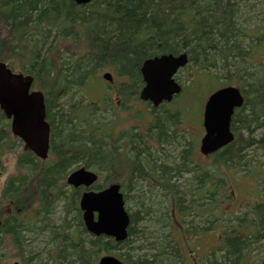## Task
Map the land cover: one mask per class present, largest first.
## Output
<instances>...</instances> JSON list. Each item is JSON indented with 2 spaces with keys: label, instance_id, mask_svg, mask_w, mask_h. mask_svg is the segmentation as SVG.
I'll return each instance as SVG.
<instances>
[{
  "label": "trees",
  "instance_id": "obj_1",
  "mask_svg": "<svg viewBox=\"0 0 264 264\" xmlns=\"http://www.w3.org/2000/svg\"><path fill=\"white\" fill-rule=\"evenodd\" d=\"M250 1L94 0L77 6L73 0H0V61L34 78V87L44 95L50 126L49 156L42 162L18 150L21 142L11 136L0 111V170L4 157L14 154L16 159V173L6 179L1 192L10 213L0 203V246H11L22 264H96L104 254L124 264H183L182 249L167 240L173 228L177 232L182 227L185 241L199 229L221 232L220 245L206 264H264V257L258 263L253 260L255 246H264V185L262 201L240 215L231 212L226 199H232L229 178L236 171H249L242 162L245 151L261 147L256 133L264 141V70L244 75L245 60L253 55L244 49V9ZM258 35L252 50L264 49V24ZM180 53L204 73L222 74L219 88L235 80L243 96V106L231 120L234 141L211 155L209 164L198 163L193 147L184 146L176 134V115L162 111L145 135L131 129L114 136L113 120L102 118L85 96L71 102L73 93L84 95L85 87L105 68L128 81L121 85V96L135 97L142 84L143 60ZM105 106L112 108V102L106 100ZM152 136L160 158L152 154ZM80 166L103 177L93 190L119 183L127 205L129 190L136 193V210L126 206L130 223L125 241L115 243L85 230L78 209L81 190L69 191L65 184L68 174ZM184 175L189 178L181 190ZM145 182H152L161 198L150 201L152 190ZM225 188L230 196L221 193ZM223 201L229 213H222ZM59 203L63 218L54 226L50 217ZM195 218L205 226H192ZM224 222L229 224L222 226ZM46 229L51 234L46 231L50 238L45 242L52 248L39 258L33 243Z\"/></svg>",
  "mask_w": 264,
  "mask_h": 264
},
{
  "label": "rangeland",
  "instance_id": "obj_2",
  "mask_svg": "<svg viewBox=\"0 0 264 264\" xmlns=\"http://www.w3.org/2000/svg\"><path fill=\"white\" fill-rule=\"evenodd\" d=\"M245 10L244 14V22L245 28L248 29L246 31V37H244V49L245 52H253L255 54V58L247 59L245 60L248 63L244 64V75L248 73L249 75H254L259 72L260 69H263L262 66H264V49L260 50L259 48H256L255 51L252 50L253 43H255L258 35V28L261 26L264 20V0H251L249 3V6ZM250 31H254V33H250ZM250 33V34H249ZM249 34V35H247ZM109 69L105 68L102 71H100L99 75L89 82V84L85 87L82 95L79 91L73 93V98L71 100L72 103H77L81 100L82 97L86 99L87 102L93 104L94 106H97L98 109H103V103H100V100L103 98L108 99L111 96L112 93V101L115 103L117 101V96L115 93V89L117 85L119 84V80L114 78V82L112 84L106 83L102 79V74L105 72H108ZM212 73V75H210ZM210 73H204L203 71H200V67L198 65L187 67L185 70H183L178 75L179 82L184 87V92L187 90V93H182L181 95H184L183 97H180L177 99L175 105L185 106L183 109V116L184 120L187 121L185 124V128L189 130V134L187 136L186 133H184V130L177 128V135L181 137V140L188 149L193 147L194 154L198 156L199 161H202L205 164H209L211 159L204 160L200 157L198 153V145H199V139L203 135V129L202 126L200 127L202 122V115H201V109L203 107V104L205 102L206 97L209 95V93L213 92L219 84H222L219 80L222 74L213 73L212 70ZM206 76V77H205ZM209 79H212L213 81L210 82ZM236 81H232L231 84L235 85ZM34 90H38L37 88L33 87ZM110 91L109 93L105 91ZM193 89V91H192ZM250 88H247L249 91ZM188 91H192L190 94H188ZM137 101V100H135ZM133 100L132 105L134 106V114L133 112L131 115H128L126 112L127 119H121L118 118V121L121 123V127H129L133 124H137L141 129H144L151 120L150 111L145 105H141ZM93 108V107H92ZM169 108L172 111L174 110L172 107L166 106V109L169 110ZM179 107L175 106V109H178ZM117 112V111H116ZM101 115H103L105 118L112 120L113 119V111L112 108H107V112H100ZM120 115V114H119ZM137 117V118H136ZM201 120V121H200ZM115 124V123H114ZM113 129H118V125H113ZM136 126V125H133ZM132 126V127H133ZM120 127V128H121ZM202 129V130H201ZM242 137H246L247 134L242 131L240 133ZM263 136L256 133L255 138L259 140L260 144L259 148L255 149V147H252L245 151L244 155L245 157L242 158V162L246 164V169L249 168L248 172H234L233 177L231 178L232 181H230V188L232 189V194L228 191V188L224 189L221 193L227 194L230 196V194L233 196V200L230 202L228 198H226L228 201L227 203L228 208L231 210L232 213L237 215H240L241 212H244V207L247 208L251 205L252 202L257 203L262 201L261 197V189L262 185H264V141ZM181 143V144H182ZM182 144V145H183ZM190 145V146H189ZM160 149V148H159ZM158 149V150H159ZM153 155L156 154L160 158L161 153L159 154L158 151L153 150ZM163 161V160H161ZM244 168V165H243ZM16 173V159L14 154H9L3 159V168L0 170V203L5 206V210L8 211L7 214L10 213L9 206H7V202H4L1 199V192L3 189V186L5 184V180L12 175H15ZM250 174V175H249ZM244 175L243 177H240ZM118 175L116 176V178ZM188 175H184L182 179H180L179 184L181 185V190L183 185H185L186 179H188ZM230 179V178H229ZM101 180V177H100ZM122 181V177H118V182ZM101 182V181H99ZM148 187V189L152 190L153 196L150 198V201H155L154 198L158 196V191L156 189H153L152 182L144 183ZM70 188L68 187V190ZM147 190V189H144ZM70 191V190H69ZM129 193L130 201L129 205L126 204L127 207H129V210L134 211L136 210V193L133 192L132 189ZM145 195L147 196V191H143ZM230 193V194H229ZM161 198V197H157ZM166 199L163 198L162 202H165ZM222 202V200L220 199ZM257 201V202H256ZM225 201H223L221 210L222 213H229L228 208L225 207L227 204ZM63 203H59L57 206H55L53 210V214L50 217V223L54 226L58 225L62 221V208ZM75 213L72 211L70 214H68L69 222H72L74 218ZM192 217H187V221L191 220ZM46 223V222H45ZM222 226L225 224H229L228 222L221 223ZM38 225V224H37ZM192 226H198V228H203L205 224H200L199 221L195 218V220L192 223ZM184 227V226H183ZM173 228V227H172ZM225 228V226H224ZM176 228H173L171 230L170 236L167 240H172L174 244L179 246L182 249L183 253V264H206L208 262L209 254L212 251H216L219 246V232L218 230H211V231H201L198 230V234L194 237L192 236V239H189L188 241H185L182 237L183 229L182 227H178L179 231H175ZM220 229H223L222 227ZM46 229L45 231L40 232L39 236L34 240L33 247L36 249V256L39 258H42V256H45V251H49L52 248V244L48 241L50 236L46 235ZM51 230L49 229L47 232L48 234ZM169 233V228L166 230V234ZM45 234V235H44ZM121 252H126V250H123ZM219 257V254H215V257L217 259ZM264 257V246L257 245L255 246L254 250V258L253 260H256L257 263L261 258ZM207 260V261H206ZM33 261V260H31ZM22 264L21 259L19 258L18 254L15 252V250L9 246L6 245L5 247L0 246V264Z\"/></svg>",
  "mask_w": 264,
  "mask_h": 264
},
{
  "label": "water",
  "instance_id": "obj_3",
  "mask_svg": "<svg viewBox=\"0 0 264 264\" xmlns=\"http://www.w3.org/2000/svg\"><path fill=\"white\" fill-rule=\"evenodd\" d=\"M91 1L73 0L79 6ZM186 64L185 54L145 61L141 74L146 86L141 99L150 100L155 106L162 101H169L173 94L180 92V87L174 83L172 76ZM103 78L111 80L109 74H104ZM32 84V77L13 73L5 63L0 62V109L11 122L12 134L24 142L27 150L44 160L49 150L50 128L46 121L43 95L39 91H31ZM242 102L239 91L232 87L218 90L208 98L203 114L205 135L200 146L202 155L214 153L233 141L230 118L233 110L241 107ZM96 181L95 173L81 168L72 172L66 183L74 188L88 189ZM79 208L88 233L113 238L117 243L127 238L129 217L118 185H111L99 192H84L79 200ZM98 264L122 263L113 256H105Z\"/></svg>",
  "mask_w": 264,
  "mask_h": 264
},
{
  "label": "flooded vegetation",
  "instance_id": "obj_4",
  "mask_svg": "<svg viewBox=\"0 0 264 264\" xmlns=\"http://www.w3.org/2000/svg\"><path fill=\"white\" fill-rule=\"evenodd\" d=\"M141 82H142V80H141ZM121 85H122V84L117 85V87H116V89H115V93H116V96H117V101L115 102V104H117V105L119 106V108L121 109V111H122V112H118V113L120 114V115H118L119 118H121V119H126L129 115H131V112H129V111H130V105L132 104V102H133V100H134L135 97L132 96V98H129V99H128V98H125V97L121 96V94H120V88L122 87ZM140 87H141V89H142L143 85L141 84ZM176 98H177V97H174V98L172 99V101H171L169 104L161 103V104H159V105L156 106V107H155L153 104H151V103L138 101L139 104H141V105H145V106L149 109V111H150L149 114H150V116H151V118H150L149 120H151V121L149 122V124H148L144 129H141L137 124H133V125H136V126H137L136 128L138 129V131H139L140 133H143L144 131L149 130V129L151 128V126L154 124V117H155L156 115H159V113H161L162 111H165V112H167V113H169V114H172V115H176V116H178V117L180 118V114L183 113L184 106L173 105V102L175 101ZM121 99H122V100H121ZM122 101L126 102V106H125L126 110H124L123 108L120 107ZM113 103H114V102H113ZM167 105L172 106V108H173L174 110H177V111H172L170 108H169V110H167V109H166V106H167ZM175 106H177V107H179V108H178V109H175ZM117 110H119V109H117ZM101 112H102V113L106 112V107H105V106H103V109L101 110ZM126 112L128 113L127 117H126V114H125ZM133 125L129 126V128H131ZM180 125H181V121H180V123L175 127V130H176V131H177V128H179ZM119 128H120V127H119ZM133 128H134V127H133ZM146 132H147V131H146ZM148 139H149L148 142H149V144H150L151 146H153V149H157L156 146H158V142H157L155 136L149 137Z\"/></svg>",
  "mask_w": 264,
  "mask_h": 264
}]
</instances>
